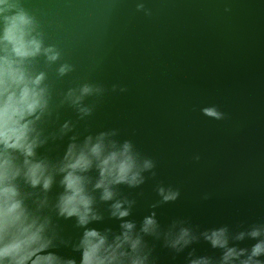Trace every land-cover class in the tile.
<instances>
[{
    "label": "water",
    "instance_id": "1",
    "mask_svg": "<svg viewBox=\"0 0 264 264\" xmlns=\"http://www.w3.org/2000/svg\"><path fill=\"white\" fill-rule=\"evenodd\" d=\"M10 3L16 7L8 14L25 11L43 47L59 53L55 61L41 53L24 63L30 76L44 74L48 102L35 122L44 141L35 159L56 165L73 137L82 144L103 132L110 134L105 143L127 141L141 161L154 165L141 173L140 185L115 186V199L132 202L124 205L129 215L123 219L111 215L114 200L101 201L89 184L101 219L84 227L75 217L56 215L60 174L47 193L19 179L33 211L34 201L47 196L48 207L41 210L51 219L53 246L47 251L80 264L77 246L85 228L107 233L111 241L129 221L141 236L146 264H190L201 257L219 264L224 249L213 248L203 234L220 228L227 230L228 247L245 249L240 259H246L264 239V232L255 239L248 235L264 229V0ZM63 65L69 70L61 75ZM85 84L101 91L73 105L69 91L79 94ZM65 123L69 129L62 132ZM86 175L94 183L98 174L93 168ZM161 188L178 195L164 201ZM153 214L156 234H144L143 220ZM181 227L195 239L177 251L167 241ZM240 233L244 238L236 239ZM254 259L264 264V254Z\"/></svg>",
    "mask_w": 264,
    "mask_h": 264
},
{
    "label": "clouds",
    "instance_id": "2",
    "mask_svg": "<svg viewBox=\"0 0 264 264\" xmlns=\"http://www.w3.org/2000/svg\"><path fill=\"white\" fill-rule=\"evenodd\" d=\"M16 7L10 0H0V264H76L73 259H62L47 251L53 246L50 234L51 219L42 215L41 210L48 207L45 195L34 201L33 211L26 204L31 194L21 192L17 183H24L35 189L38 186L47 193L53 184L54 174H60L59 181L63 188L53 205L56 215L65 219L75 217L77 225L84 227L101 217L93 208L94 197L91 191L100 192L101 201H113L111 215L123 219L129 215L128 200L115 199V186L127 184L136 187L143 183L142 172L154 165L151 160L141 161L129 142L117 145L109 140V133H99L95 138L85 137L82 144L75 143V137L68 144L62 160L50 165L43 159H35V149L44 141L39 139L35 122L47 108L46 89L41 87L44 74L30 76L24 63L30 58L43 53L49 61L57 60L59 53L53 47H43V42L36 33L35 21L25 11L18 10L9 15ZM69 68L60 67L63 75ZM99 88L83 85L79 94L70 90L67 98L73 105L79 106L83 97ZM79 111L88 115L90 108L79 107ZM207 114L218 116L214 110L206 109ZM34 117V118H33ZM69 129L68 123L61 131ZM18 154V155H17ZM19 157L23 159L20 160ZM95 168V182L86 175ZM164 201L174 200L178 193L158 190ZM122 231L111 241L107 233L85 228L77 250L81 252L80 264H146L147 255L142 252V239L134 234L135 224L124 221ZM157 223L154 214L143 220L140 229L144 234H156ZM227 230L224 228L204 233V238L213 248L224 249L219 264H260L255 257L264 254V239L253 245L246 259V250L228 247ZM264 229L255 228L248 233L252 238L262 235ZM168 235H171L169 233ZM240 233L236 239H243ZM195 237L187 228L179 231L167 241L168 246L177 251L187 246ZM190 264H211L208 258H198Z\"/></svg>",
    "mask_w": 264,
    "mask_h": 264
}]
</instances>
